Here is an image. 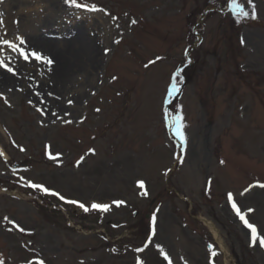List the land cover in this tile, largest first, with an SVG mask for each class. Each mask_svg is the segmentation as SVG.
Masks as SVG:
<instances>
[{"label": "rangeland", "instance_id": "rangeland-1", "mask_svg": "<svg viewBox=\"0 0 264 264\" xmlns=\"http://www.w3.org/2000/svg\"><path fill=\"white\" fill-rule=\"evenodd\" d=\"M78 2L104 11L64 0L0 2V36L23 37L53 61L3 50L16 74L0 67L8 158L0 155V258L168 264L159 245L172 264H264V247L251 244L227 199L231 192L242 211L253 209L247 218L264 235V188L245 192L264 183V0H253L257 19L236 15L230 0ZM91 58L92 70H72ZM25 181L111 210L84 212ZM200 217L216 225L223 246Z\"/></svg>", "mask_w": 264, "mask_h": 264}, {"label": "snow or ice", "instance_id": "snow-or-ice-1", "mask_svg": "<svg viewBox=\"0 0 264 264\" xmlns=\"http://www.w3.org/2000/svg\"><path fill=\"white\" fill-rule=\"evenodd\" d=\"M0 2H2V0H0ZM64 3L66 5H68L69 7L75 8V9H84L85 11H91V12H95V11H104L103 9H98L96 7V5L94 4H87V3H81L78 2V0H64ZM247 3L249 5H251L252 11L251 13H249V11L246 9L244 3L242 2V0H230V6H231V10L232 12L236 13L238 16H242L245 19L247 18H251V19H257V15H256V10H255V4L253 2V0H247ZM2 15V14H0ZM3 21L0 20V24H2ZM133 24L136 23L135 20L132 21ZM6 35V32H5ZM19 43H16L14 40H9V39H5L4 36H0V67L2 68H6L8 72L13 73L14 75L16 74L13 70L12 67H9V64L11 63V56H9L7 58L8 62H5V56L3 55V50L5 48V46L7 47V50H9V52H14L17 53L18 56L20 58H22L24 61H30V57L34 58L36 61L39 62H44L47 63L49 65H51L53 63V61L47 57V56H42L40 54V52L34 50V49H30L28 48V42H26L24 40L23 37H17L16 38ZM243 43V40L241 41ZM116 43H119V41H116ZM23 45V46H22ZM27 49V50H26ZM108 51V50H106ZM161 59L160 57H157V60ZM156 61H149V64H154ZM145 67H148V65H145ZM179 76V70L177 71V73L173 76V80L176 81V77ZM115 79V77L113 78ZM171 89L173 92L178 91L177 86H176V82H174L171 85ZM3 94L0 93V96H2ZM37 95L39 96L40 93H37ZM49 95H51V93H49ZM5 103H8L7 98H4ZM30 104H32V101H29ZM69 103L71 104L72 101H69ZM37 111H41V114L44 115L43 111L39 108H37ZM97 111H99V109H97ZM52 115H56V113H52ZM65 123H71L70 120H66ZM173 126L175 127V135H177L180 140L182 141V148L186 146L187 144V137L185 132L183 131V129L186 127V125L183 122V117L180 115L175 116V120L173 123ZM21 151H23V149L21 148ZM93 154L95 152L94 149L90 150ZM0 155H3L2 150H0ZM59 155V154H57ZM55 158V157H53ZM83 159V158H81ZM182 162V160H181ZM79 164V161L77 162ZM221 163H224V161H221ZM21 179H23V177H21ZM138 185L141 189H145V185L143 181H138ZM25 186L27 187H31L32 189H37L40 190L42 192H44L46 195H52V196H56L58 197L59 200L64 201L68 204H73L78 206L80 209H82L84 212H89L92 210L95 211H99V212H108L111 210V205L107 204V203H96L93 202L90 206H86L83 202L77 201V200H68L66 199L65 196L61 195L60 193L56 192L55 190H51L41 184H36L33 183L32 181H25ZM260 187V188H264V183H259L257 182V184L254 185H250L248 189H245V192L249 191L252 187ZM141 195H147V191L144 190L141 192ZM243 195V193H242ZM227 199L231 202V206L233 208V210L235 211L236 216L240 219V221L246 226L247 229L250 230V236H251V244L253 246H255L257 244V242H259L261 247H264V235H261L258 232L257 226L254 223H250L249 219L247 218L248 214L253 212V209H247L246 211H242L241 208L237 205V203L235 202L234 198H233V193L229 192L227 194ZM124 201H113V204L119 206L120 204H123ZM159 211V209H157V212ZM5 221H8L10 224L15 225V227L20 231V232H24L25 229L20 227L18 224L15 223V221H10L8 219V217H4ZM156 222H157V217L155 214H153L152 216V233L153 235L156 234ZM11 230V229H9ZM145 247H147V245H145ZM158 248H160V251L163 253L165 259L168 261V264H172L171 258L169 257L167 252H164L163 248L159 245H157ZM112 251H115V249H112ZM137 251H143V249H137ZM212 255L215 256L216 252L213 248L212 250ZM0 264H5V261L0 258ZM28 264H45V262L42 259H37L35 261H29ZM137 264H144V262L142 260H140L139 258L137 259Z\"/></svg>", "mask_w": 264, "mask_h": 264}, {"label": "bare ground", "instance_id": "bare-ground-1", "mask_svg": "<svg viewBox=\"0 0 264 264\" xmlns=\"http://www.w3.org/2000/svg\"><path fill=\"white\" fill-rule=\"evenodd\" d=\"M82 42H83V47L82 48L84 49V48H86L85 47V39L84 38H83ZM94 60H96V59L95 58H91L88 64H86V63H83V64L77 63L78 61L75 60L76 61V65H74V67L72 68V70H75V69H77V70L78 69L79 70L80 69L81 70H84L87 67H88V69L92 70L93 67L96 65L95 64L96 62L94 63ZM200 219L214 233L215 237L217 238V240L219 241V243L221 244V246H223L222 241H221V239L219 237L220 236L219 235L220 233H219V230L216 227V225L212 221H210V220H208V219H206L204 217H200Z\"/></svg>", "mask_w": 264, "mask_h": 264}]
</instances>
